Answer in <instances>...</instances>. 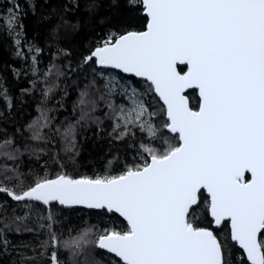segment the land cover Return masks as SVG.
Segmentation results:
<instances>
[{"label":"snow or ice","instance_id":"snow-or-ice-1","mask_svg":"<svg viewBox=\"0 0 264 264\" xmlns=\"http://www.w3.org/2000/svg\"><path fill=\"white\" fill-rule=\"evenodd\" d=\"M128 6L142 12L143 30L109 28L75 68L55 62L69 55L62 48L41 68L21 0H0V33L32 77L22 92L40 93L27 127L0 134V260L105 264L107 254V264H264V0ZM60 20L57 29L68 24ZM85 68L91 76L72 106L78 116L54 123L49 102L60 93L55 104L63 108L68 72ZM188 90L198 93L195 108ZM0 101L10 115L2 84ZM105 120L123 156L94 175L72 174L81 130L102 132ZM68 209L87 210V220L65 221ZM198 211L207 226L195 222ZM23 232L46 239L12 244L9 234Z\"/></svg>","mask_w":264,"mask_h":264},{"label":"trees","instance_id":"trees-1","mask_svg":"<svg viewBox=\"0 0 264 264\" xmlns=\"http://www.w3.org/2000/svg\"><path fill=\"white\" fill-rule=\"evenodd\" d=\"M29 4H33L34 8L29 7ZM21 6L24 13L25 38L29 43L38 44L43 50L41 68H44L53 58L57 48L64 49L69 55L60 57L55 62L61 66L71 64L75 68L81 58L88 53L89 46L94 44L107 29L143 30L145 26L142 12L132 10L128 6V0H28L27 4L21 0ZM65 9L68 10L65 11ZM61 16L68 24L57 29V25L61 24ZM72 25L76 27L73 28ZM54 29L56 30L55 38H53ZM14 51L13 41L7 35L0 33V84L7 88L13 103L9 115L4 102L0 101V112L3 113V116H0V128L6 130L0 134L14 133L18 127L26 128L31 119L37 115L36 107L40 99L39 91L32 94L22 92L23 89L31 88L32 77L30 74H23L27 70V63L17 59L14 56ZM13 68L21 70L22 74L19 78L13 74ZM114 73L117 77L121 76L117 72ZM90 76L91 70L87 68L68 72L66 84L68 96L64 100V107L60 108L55 104V100L60 99V93H57L55 99L49 102V107L55 106L57 109L54 113L57 117L54 123L64 122L65 117L75 119L78 116V111L73 113L72 106L78 96L79 89L86 83L85 77L90 78ZM124 79L135 81L132 77L124 76ZM187 95L190 105L194 108L197 107L196 91H190ZM96 115L102 116L103 112L99 111ZM102 127L104 128L102 132H98L95 125L81 130V134L78 136L80 155L76 158L78 167L72 174L94 175L103 171L107 161L117 152L123 156V143H117L108 135L111 131V122L105 120ZM17 138L20 143H31V141L23 140L19 134H17ZM57 149H59V143H57ZM22 159L27 162V155ZM70 171L72 170L70 169ZM9 203L11 206H15L11 201ZM22 212V209H17V214H22ZM65 212L67 214L65 221L69 218L78 221L81 217H85L87 220V210L68 209ZM197 216L199 218L195 222L207 226L203 213L198 211ZM31 223L29 221L30 225ZM73 227H77V225H73ZM36 235H39V239H46L43 232L11 233L9 238L14 245H38L39 241L36 239ZM67 235L69 233L65 231L64 236ZM23 251L31 254L32 249L29 247ZM65 256L66 253L62 252L61 258L63 259ZM0 264H9V261L5 258L0 260ZM41 264H48L47 259L42 260ZM105 264H107V254H105Z\"/></svg>","mask_w":264,"mask_h":264},{"label":"water","instance_id":"water-1","mask_svg":"<svg viewBox=\"0 0 264 264\" xmlns=\"http://www.w3.org/2000/svg\"><path fill=\"white\" fill-rule=\"evenodd\" d=\"M143 15V14H142ZM115 72V71H114ZM118 73V72H117ZM120 74V73H119ZM121 75H123V74H121ZM126 77H128V76H126ZM135 79V78H134ZM190 91H195V90H188V92H190ZM197 93V92H196ZM197 97H198V93H197Z\"/></svg>","mask_w":264,"mask_h":264},{"label":"rangeland","instance_id":"rangeland-1","mask_svg":"<svg viewBox=\"0 0 264 264\" xmlns=\"http://www.w3.org/2000/svg\"><path fill=\"white\" fill-rule=\"evenodd\" d=\"M110 72H111V75L116 76V74L114 72H112V71H110Z\"/></svg>","mask_w":264,"mask_h":264}]
</instances>
